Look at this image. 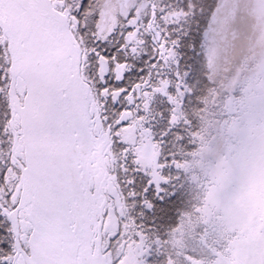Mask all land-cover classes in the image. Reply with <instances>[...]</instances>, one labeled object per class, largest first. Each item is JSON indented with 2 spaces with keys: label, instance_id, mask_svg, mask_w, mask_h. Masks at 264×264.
<instances>
[{
  "label": "snow or ice",
  "instance_id": "snow-or-ice-1",
  "mask_svg": "<svg viewBox=\"0 0 264 264\" xmlns=\"http://www.w3.org/2000/svg\"><path fill=\"white\" fill-rule=\"evenodd\" d=\"M0 264H264V0H0Z\"/></svg>",
  "mask_w": 264,
  "mask_h": 264
}]
</instances>
